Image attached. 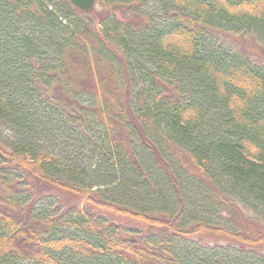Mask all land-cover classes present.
<instances>
[{"label":"trees","instance_id":"1","mask_svg":"<svg viewBox=\"0 0 264 264\" xmlns=\"http://www.w3.org/2000/svg\"><path fill=\"white\" fill-rule=\"evenodd\" d=\"M96 1L0 0V264H264V0Z\"/></svg>","mask_w":264,"mask_h":264},{"label":"rangeland","instance_id":"2","mask_svg":"<svg viewBox=\"0 0 264 264\" xmlns=\"http://www.w3.org/2000/svg\"><path fill=\"white\" fill-rule=\"evenodd\" d=\"M105 1V0H103ZM94 9L96 11L100 10L99 3L96 1L94 5ZM146 13H148L149 16H151V22L156 25H161L166 21V16L164 15V11L160 9L159 6H156L152 3H149L146 7L143 8ZM215 42L221 43L227 48H234V47H243L248 48V43L246 39L243 36H236L229 33H223V32H217L215 35ZM51 147H47L48 151H50ZM57 152V150H56ZM88 154L86 153L85 157ZM108 195L111 197H116L117 194L115 191H109ZM214 241H209L208 243L212 244ZM221 243V242H220ZM260 250V249H259ZM262 254H264V251H260Z\"/></svg>","mask_w":264,"mask_h":264},{"label":"water","instance_id":"3","mask_svg":"<svg viewBox=\"0 0 264 264\" xmlns=\"http://www.w3.org/2000/svg\"><path fill=\"white\" fill-rule=\"evenodd\" d=\"M77 10L88 13L95 5V0H67Z\"/></svg>","mask_w":264,"mask_h":264}]
</instances>
